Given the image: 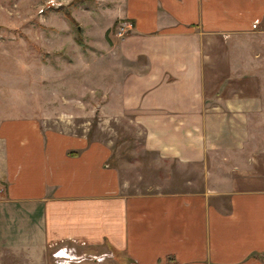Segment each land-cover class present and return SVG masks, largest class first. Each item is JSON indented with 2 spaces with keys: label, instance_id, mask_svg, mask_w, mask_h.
<instances>
[{
  "label": "crops",
  "instance_id": "0c3cea01",
  "mask_svg": "<svg viewBox=\"0 0 264 264\" xmlns=\"http://www.w3.org/2000/svg\"><path fill=\"white\" fill-rule=\"evenodd\" d=\"M119 106L165 158L226 173L203 190L125 194L110 148L0 118V264H42L75 242L128 264H264V72L234 39L264 25V0H122ZM126 257V256H125Z\"/></svg>",
  "mask_w": 264,
  "mask_h": 264
},
{
  "label": "rangeland",
  "instance_id": "374dc122",
  "mask_svg": "<svg viewBox=\"0 0 264 264\" xmlns=\"http://www.w3.org/2000/svg\"><path fill=\"white\" fill-rule=\"evenodd\" d=\"M121 2L0 0V118L35 116L45 128L100 140L111 150L108 161L125 194L216 185L226 173L221 155L196 163L162 157L145 147L134 115L120 109L126 63L118 43L128 32L115 17ZM234 40L238 69L264 72V25ZM42 264H128V258L103 246L62 242L49 247Z\"/></svg>",
  "mask_w": 264,
  "mask_h": 264
},
{
  "label": "built area",
  "instance_id": "2783aa9c",
  "mask_svg": "<svg viewBox=\"0 0 264 264\" xmlns=\"http://www.w3.org/2000/svg\"><path fill=\"white\" fill-rule=\"evenodd\" d=\"M126 23H127V21H125L124 22V25L126 26ZM125 26H121V29H125ZM127 27V26H126ZM120 33H121V31H119ZM54 255H57L58 254V252H54L53 253Z\"/></svg>",
  "mask_w": 264,
  "mask_h": 264
}]
</instances>
